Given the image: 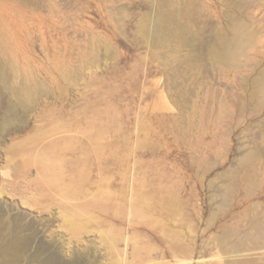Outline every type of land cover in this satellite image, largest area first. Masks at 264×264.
Segmentation results:
<instances>
[{
  "label": "rangeland",
  "instance_id": "1",
  "mask_svg": "<svg viewBox=\"0 0 264 264\" xmlns=\"http://www.w3.org/2000/svg\"><path fill=\"white\" fill-rule=\"evenodd\" d=\"M0 229L15 264H264V0H0Z\"/></svg>",
  "mask_w": 264,
  "mask_h": 264
},
{
  "label": "bare ground",
  "instance_id": "2",
  "mask_svg": "<svg viewBox=\"0 0 264 264\" xmlns=\"http://www.w3.org/2000/svg\"><path fill=\"white\" fill-rule=\"evenodd\" d=\"M162 25L156 23L155 29H160ZM230 52V51H229ZM0 229V257L3 264H15L21 257L28 244V238L21 237L15 229ZM35 259V258H34ZM35 264H57L50 258L36 259Z\"/></svg>",
  "mask_w": 264,
  "mask_h": 264
}]
</instances>
